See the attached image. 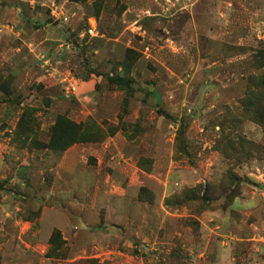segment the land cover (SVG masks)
Returning <instances> with one entry per match:
<instances>
[{
    "label": "rangeland",
    "instance_id": "374dc122",
    "mask_svg": "<svg viewBox=\"0 0 264 264\" xmlns=\"http://www.w3.org/2000/svg\"><path fill=\"white\" fill-rule=\"evenodd\" d=\"M263 44L264 0H0V264H264Z\"/></svg>",
    "mask_w": 264,
    "mask_h": 264
},
{
    "label": "trees",
    "instance_id": "16d2710c",
    "mask_svg": "<svg viewBox=\"0 0 264 264\" xmlns=\"http://www.w3.org/2000/svg\"><path fill=\"white\" fill-rule=\"evenodd\" d=\"M255 55V63L256 65L258 63L261 72L250 76L249 90L242 102L251 119L264 128V44L256 51ZM58 237V234L53 233L50 240L55 243Z\"/></svg>",
    "mask_w": 264,
    "mask_h": 264
}]
</instances>
